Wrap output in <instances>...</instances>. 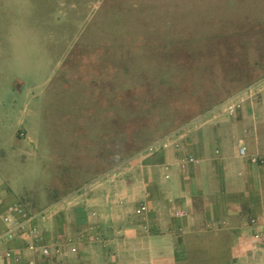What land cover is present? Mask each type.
Returning <instances> with one entry per match:
<instances>
[{
	"label": "rangeland",
	"instance_id": "obj_1",
	"mask_svg": "<svg viewBox=\"0 0 264 264\" xmlns=\"http://www.w3.org/2000/svg\"><path fill=\"white\" fill-rule=\"evenodd\" d=\"M175 1L0 0L1 43L16 62L0 80L32 86L24 137L11 127L23 101L0 115L5 194L37 211L264 76V57L210 56L205 48L224 42L133 25L137 8L149 20L178 18Z\"/></svg>",
	"mask_w": 264,
	"mask_h": 264
},
{
	"label": "crops",
	"instance_id": "obj_2",
	"mask_svg": "<svg viewBox=\"0 0 264 264\" xmlns=\"http://www.w3.org/2000/svg\"><path fill=\"white\" fill-rule=\"evenodd\" d=\"M168 6L179 11L178 18L149 20L141 16L147 9L137 8L133 25L144 26L146 35L151 25L158 24L167 27L161 32L177 35L175 40L192 34L193 40L224 42L205 48L210 56L264 57V0H212L211 5L199 6L177 0ZM199 7L203 8L200 13ZM211 32L214 36L209 38ZM1 38L6 36H0V74L14 72L13 54ZM29 90L28 81L15 76L0 80V115L7 117L23 101L11 123L12 128L18 127L16 137L24 132L20 128L29 111ZM262 97L264 90L235 117L219 115L189 135L180 148L145 159L79 198L72 208L54 214L47 223H38L45 242L62 243L64 256L46 261L28 250L23 236H18L4 242L12 258L0 256V264L32 260L35 264H264V164H251L237 153V142L243 139L248 155L264 160ZM187 154L201 163L184 171L175 165L164 170L165 164ZM63 196L54 195L52 203ZM0 198L5 204L17 202L1 186ZM140 205L147 207L143 218L134 213ZM175 210L189 216L177 218ZM91 211L96 213L94 218ZM254 217L260 218L258 226L250 224ZM207 222L220 227L207 230ZM143 225L148 227L146 232ZM257 231L262 233L259 243L253 238ZM67 239L73 240L75 253L65 246Z\"/></svg>",
	"mask_w": 264,
	"mask_h": 264
},
{
	"label": "built area",
	"instance_id": "obj_3",
	"mask_svg": "<svg viewBox=\"0 0 264 264\" xmlns=\"http://www.w3.org/2000/svg\"><path fill=\"white\" fill-rule=\"evenodd\" d=\"M263 90L264 76L254 83L229 95L212 108L190 118L174 129L166 132L128 159L99 174L73 192L37 211L32 212L27 210L20 202L5 204L0 198V221L4 226V231L0 232V256L6 259L12 258V252L4 249V242L13 240L18 236H23L28 250L35 255H40L46 261H49L53 256H64L62 243L52 244L45 242L37 225L38 223H47L54 214L72 208L77 204L79 198L89 195L105 182L114 181L125 171L133 168L136 164H141L145 159L170 149L180 148L189 135L209 122L214 121L219 115L223 114L228 118L235 117L247 102H253L256 100ZM24 135L25 134L22 132L19 133L20 137H24ZM237 153L241 158H248L251 164L258 166L264 164V160L259 156L248 155L247 147L243 139H239L237 142ZM200 163L201 159L192 154H187L176 157L171 164H165L164 170L167 172L175 165L181 171H184L189 167L197 166ZM84 209L87 210L88 207L84 206ZM146 211L147 207L145 205H140L135 209L134 213L136 216L143 218ZM173 214L175 217L181 219L189 216L188 213L183 210H175ZM89 215L91 218H94L96 213L91 211L89 212ZM259 223V217H254L250 220V224L253 226H258ZM218 227H220V224L216 222H207L205 224V229L207 230L216 229ZM92 229H94V226H90V230ZM142 229L146 232L148 230L147 225H143ZM253 238L256 243H259L262 239V233L257 231L254 233ZM64 243L65 246L70 247L72 253L76 252L72 239H67ZM29 264H35V262L32 260Z\"/></svg>",
	"mask_w": 264,
	"mask_h": 264
}]
</instances>
